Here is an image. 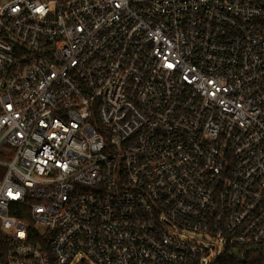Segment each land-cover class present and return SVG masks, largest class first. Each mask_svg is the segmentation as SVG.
Here are the masks:
<instances>
[{
    "label": "built area",
    "instance_id": "obj_1",
    "mask_svg": "<svg viewBox=\"0 0 264 264\" xmlns=\"http://www.w3.org/2000/svg\"><path fill=\"white\" fill-rule=\"evenodd\" d=\"M0 264H264V0H0Z\"/></svg>",
    "mask_w": 264,
    "mask_h": 264
}]
</instances>
